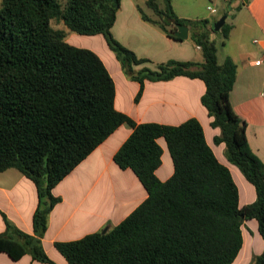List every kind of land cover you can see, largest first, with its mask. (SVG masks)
Returning <instances> with one entry per match:
<instances>
[{
  "label": "trees",
  "instance_id": "1",
  "mask_svg": "<svg viewBox=\"0 0 264 264\" xmlns=\"http://www.w3.org/2000/svg\"><path fill=\"white\" fill-rule=\"evenodd\" d=\"M121 0H1L0 1V172L14 168L37 191L32 233L17 228L5 216L0 252L18 260L56 264L45 252L42 237L54 205L61 199L52 189L122 124L132 132L113 155L129 168L147 197L117 225L79 239L55 241L68 264H232L243 246L242 225L255 219L263 247L253 264H264V161L251 150L246 122L233 109L230 95L237 65L221 63L212 33L228 38L231 26L219 31L207 18L176 15L171 0H145L153 16L145 21L168 37L176 24L189 28V38L203 60L168 59L146 65L111 33ZM225 10L224 13H227ZM62 23L65 28L55 27ZM101 34L122 71L138 82L165 81L176 76L198 78L205 91L202 106L218 127L215 143L254 187L255 199L239 203V191L227 166L207 144L196 118L178 125L136 123L114 107L115 83L102 59L91 49L67 41L68 32ZM135 66H141L135 69ZM167 145L173 173L160 180L155 171Z\"/></svg>",
  "mask_w": 264,
  "mask_h": 264
},
{
  "label": "crops",
  "instance_id": "2",
  "mask_svg": "<svg viewBox=\"0 0 264 264\" xmlns=\"http://www.w3.org/2000/svg\"><path fill=\"white\" fill-rule=\"evenodd\" d=\"M188 5L177 8L171 0L176 15L180 18L195 20L207 18L218 20L226 14L225 22L231 26L229 36L223 39L219 33H212L217 46V58L221 63L227 56L237 65L236 80L231 91L230 101L235 112L245 120L246 136L251 150L264 161V0H223L232 7L227 13L212 16L215 9L209 5L199 10L198 5L183 0ZM145 0H121L111 27L112 35L138 57L149 60L147 66L168 59L203 60L200 49L188 37L176 40L168 37L157 26L141 17ZM179 6V5H178ZM184 7V9H183ZM148 8V7H147ZM228 15H235L228 22ZM97 37L101 34H96ZM102 36V35H101ZM103 37V36H102ZM254 40H257L255 42ZM68 41V39H67ZM102 40L99 45H90L103 61L115 83L114 107L129 115L136 123L157 122L178 125L189 118H196L201 124L207 144L213 153L234 174L239 170L227 161L224 144L215 143L219 135L218 127L211 125L212 118L202 106L200 97L205 91L204 82L198 78L176 76L165 81H145L142 94L135 100L139 89L138 82L131 80L122 71L114 52ZM78 42V40H77ZM75 46L74 40L69 42ZM219 45L222 48H219ZM219 51L222 52L221 57ZM257 60H261L258 64ZM141 66H135V69ZM114 76H117L119 84ZM132 132V128L122 124L100 143L85 159L67 174L53 189L60 197L48 217L47 229L42 237V246L56 264H68L54 247L55 241H69L117 225L146 197L147 191L134 172L120 168L113 160L114 153ZM162 148L161 164L155 173L160 180H166L173 173V163L165 140L158 138ZM236 183V181H235ZM238 187V186H237ZM248 192L251 187L245 184ZM241 205L254 200L246 193ZM37 191L34 183L18 170L10 168L0 172V234L5 231L4 216L20 230L32 233V215L37 205ZM242 201V203H241ZM239 255V254H238ZM237 259L232 264H237ZM0 264H46L33 260L25 254L18 260L11 259L0 252Z\"/></svg>",
  "mask_w": 264,
  "mask_h": 264
},
{
  "label": "rangeland",
  "instance_id": "3",
  "mask_svg": "<svg viewBox=\"0 0 264 264\" xmlns=\"http://www.w3.org/2000/svg\"><path fill=\"white\" fill-rule=\"evenodd\" d=\"M1 1V0H0ZM177 2V8L180 11V6H184V5H188V3H184L183 0H175ZM191 2V4L198 5L200 4V8L199 5L198 7L195 6V8H199L196 9L197 12L200 11L202 9V5H203V10H205V6L209 5L210 7L215 9V13L212 15L214 17L219 16L224 9L225 10H231L232 6L229 3L224 2L223 0H189ZM158 4L160 6L163 5V0H157ZM179 5V6H178ZM143 9L146 13L151 12V10L147 7L143 6ZM184 9V7H183ZM207 12V10H205ZM153 16V14H152ZM235 15H228L227 20L228 22L232 20V18H234ZM53 25L55 27H60V28H65L63 26L62 23L56 24L55 22H53ZM67 39L68 42H72V40H74V43L76 45H79V47H84V48H89L91 47L90 45H99L101 43L102 40H105L104 37H102L101 35L97 37V35H81V34H77L74 32L69 31L67 34ZM78 40V42H77ZM106 42V41H104ZM219 48L221 49L222 46L219 45ZM222 52L219 51V56L221 57ZM151 67V66H150ZM115 79L117 80V83L119 84L118 78L117 76H114ZM240 173V172H239ZM234 178L236 181V184L240 190V194H241V198L243 199L244 194L249 193L248 190L245 188V184H247V186H250L251 189L254 192V199H255V190L253 185H251L240 173L238 176H236L234 174ZM251 192L248 194V198H252L253 196V192ZM242 203V201H241ZM242 232H243V246L240 250V253L238 255V259H237V264H253V260L255 258L256 255H258L263 247V241L262 238L260 236V234L258 233L257 230V222L255 219H251V220H245L243 222L242 225Z\"/></svg>",
  "mask_w": 264,
  "mask_h": 264
},
{
  "label": "water",
  "instance_id": "4",
  "mask_svg": "<svg viewBox=\"0 0 264 264\" xmlns=\"http://www.w3.org/2000/svg\"><path fill=\"white\" fill-rule=\"evenodd\" d=\"M244 3H247L248 0H243ZM226 14L222 15L218 20H216L212 24V29L214 31H219L222 25L225 22ZM174 35L179 37L180 39H186L188 37V27L183 24H176V30L174 31ZM107 226L102 229V232L107 230Z\"/></svg>",
  "mask_w": 264,
  "mask_h": 264
},
{
  "label": "built area",
  "instance_id": "5",
  "mask_svg": "<svg viewBox=\"0 0 264 264\" xmlns=\"http://www.w3.org/2000/svg\"><path fill=\"white\" fill-rule=\"evenodd\" d=\"M255 42H257V40H254ZM261 60L264 61V51L261 54ZM261 60H257L256 63L258 64Z\"/></svg>",
  "mask_w": 264,
  "mask_h": 264
}]
</instances>
